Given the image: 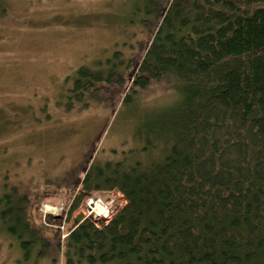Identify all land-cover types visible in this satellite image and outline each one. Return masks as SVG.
Listing matches in <instances>:
<instances>
[{"label":"trees","instance_id":"16d2710c","mask_svg":"<svg viewBox=\"0 0 264 264\" xmlns=\"http://www.w3.org/2000/svg\"><path fill=\"white\" fill-rule=\"evenodd\" d=\"M136 1L154 24L122 102L153 80L176 97L135 143L90 157L67 217L94 191L124 202L107 218L76 216L64 264H264V0ZM113 71L78 68L73 93ZM26 204L4 195L0 220L29 259L48 242Z\"/></svg>","mask_w":264,"mask_h":264},{"label":"rangeland","instance_id":"374dc122","mask_svg":"<svg viewBox=\"0 0 264 264\" xmlns=\"http://www.w3.org/2000/svg\"><path fill=\"white\" fill-rule=\"evenodd\" d=\"M136 4L0 0V199L25 200V216L48 242L25 259L0 220V264H64L62 239L76 216L107 218L123 205L119 192L94 191L67 217L90 157L112 158V149L135 143L143 124L176 97L167 81L153 80L122 102L154 24ZM80 67L105 75L113 68V79L78 99Z\"/></svg>","mask_w":264,"mask_h":264}]
</instances>
